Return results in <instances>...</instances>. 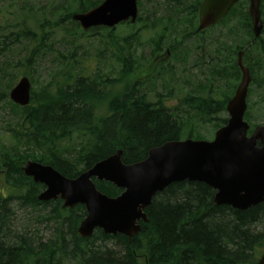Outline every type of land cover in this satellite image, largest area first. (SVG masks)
Listing matches in <instances>:
<instances>
[{
  "label": "trees",
  "instance_id": "1",
  "mask_svg": "<svg viewBox=\"0 0 264 264\" xmlns=\"http://www.w3.org/2000/svg\"><path fill=\"white\" fill-rule=\"evenodd\" d=\"M11 1L16 7L18 1ZM102 1L62 0L51 8L20 3L16 9L24 12L26 20L34 21L35 29L9 9L11 17L0 27V103L10 115L8 145L0 143V264H256L264 249V202L246 210L214 205V191L203 183L177 182L157 193L144 211L147 222H140V231L130 239L106 235L99 229L81 238L76 231L85 217L82 205L69 209L62 208L60 200L37 199L44 187L24 175L22 166L27 161L50 166L73 179L117 151L122 152V163L130 165L166 142L201 139L195 124L211 125L214 130L224 126L225 107L235 88L231 82L241 79L238 49H244L242 62L249 70L250 85L264 87V44L260 37H253L248 0H239L210 28L227 27L221 38L228 43L239 25L246 35L244 44L232 47L211 36L216 56L209 64L201 56L190 67L198 69L204 82L197 87L190 85L176 102L174 88H170L175 67L167 69V63L155 58L168 50L184 69L179 70L180 75H186L190 68L185 71L182 65L200 47L199 39L206 32L197 31L202 0H151L155 8L142 14L138 10L135 24L140 27L120 24L129 28L126 35H114L113 29L106 28L82 31L72 15ZM137 7L143 8L144 2L138 0ZM260 15L263 33L264 0ZM235 19L237 24L232 25ZM146 29L153 32L148 44L150 56L136 58L133 46L140 45L139 37ZM104 31L110 34L103 35L108 42L98 57L107 52L108 58H115L119 66L116 76L135 73L134 67L143 59L147 68L144 82L126 83L114 96L110 94L117 78L111 71L102 73L98 62L90 68L79 60L70 67L83 37L92 38ZM252 48L258 50L252 53ZM221 50L226 54L222 56ZM49 55L57 64L38 87L39 92L31 87L30 101L35 104L21 107L11 102L9 92L17 81L27 77L32 86L33 66ZM19 65L28 71L17 73ZM202 66L207 71L201 72ZM160 82L166 93L157 91ZM200 87L205 89L200 91ZM220 88L229 90L214 98L213 92ZM101 101L107 102V111L99 115L96 104ZM93 182L108 197L121 193L109 182ZM18 222L24 226L17 227ZM43 224L47 237L39 234Z\"/></svg>",
  "mask_w": 264,
  "mask_h": 264
},
{
  "label": "water",
  "instance_id": "2",
  "mask_svg": "<svg viewBox=\"0 0 264 264\" xmlns=\"http://www.w3.org/2000/svg\"><path fill=\"white\" fill-rule=\"evenodd\" d=\"M138 0H103L98 6L72 20L82 31L91 28L113 29L119 24H134ZM239 0H202L197 10V31L220 23ZM261 0H248L247 13L254 39L261 36L263 22ZM237 56L241 72L239 85L226 104L227 122L216 130L212 141L183 139L166 142L148 151L144 160L125 165L121 151L81 172L76 178L62 176L52 167L27 161L22 166L25 176L44 190L39 201L62 202V208L82 205L85 217L77 235L90 237L99 229L106 235L132 238L146 223L145 210L152 198L169 185L182 181L199 182L215 193L214 205H227L246 210L264 202V125L250 126L244 120L251 76ZM14 104L25 107L30 102V83L21 77L9 92ZM93 180L105 181L121 190L117 197H108L97 190ZM256 264H264V249Z\"/></svg>",
  "mask_w": 264,
  "mask_h": 264
},
{
  "label": "rangeland",
  "instance_id": "3",
  "mask_svg": "<svg viewBox=\"0 0 264 264\" xmlns=\"http://www.w3.org/2000/svg\"><path fill=\"white\" fill-rule=\"evenodd\" d=\"M17 1L18 2L16 3V7L20 3H23L27 7H29L28 5L30 4L35 8H38V7L51 8L52 6H54L55 4H58L62 0H17ZM142 1L144 2V7L141 9L137 8L138 10H140L141 14H142V12L145 11V9H146V11L147 10L149 11L150 8L156 7V6H154L153 2L150 4L149 1H151V0H142ZM16 7L14 6V4L11 0H0V9H1L0 10V27H3V25H5L4 21H7L8 18L11 17V16H9V13H7L8 9H9V12L12 11L11 13H13L14 16H18L19 19L20 18L22 20L25 19L24 12L20 13L18 11V9H16ZM247 9H248V7H247ZM145 15H146V13L143 16H145ZM12 22L13 23L15 22V17L12 18ZM25 22L29 27H31L32 29H35L34 24H33L34 21H32V19H30V18H28L27 20L25 19ZM231 24L232 25L237 24L236 19L233 20L231 22ZM125 25H127V24H125ZM131 25L134 26V29L136 27L138 28L141 26V24L136 25L135 23L131 24ZM237 27H238L237 34L232 36L231 41L230 42L228 41V43H227V41L225 42V39L221 38L222 34H225V31L227 29V27H225L226 29L224 28L223 24L216 26L212 30L206 31L203 35H201L202 39H199L200 43H201L199 45L200 47H198L197 50H194L193 53L190 54L189 58L187 59V62L185 63L186 65L185 64L182 65V66H184L185 71H187L194 64V62L201 56H202L201 60L204 61L206 64H209L211 62L210 59L213 56H216V54L213 52L214 50L212 48V43L210 40L211 36L213 39L217 38L219 41H223L224 43H226L232 47H234L235 45L244 44V42L246 40V35L244 34V32H242L239 25H237ZM108 30H112V29H108ZM112 31L114 32V35L121 36L122 34L126 35L129 32V28L126 26H123V25H118L115 28H113ZM145 31L146 32L141 33V35L139 37L140 45L139 46H133V51L135 52L136 58H138L137 56H139V55H143L145 58L146 57L149 58V56H150L152 48L148 44H149V40L153 37V32H151L147 29ZM106 32L107 31L100 32V34L98 36H93L92 38L84 36L81 43H80L81 44L80 48H78L76 50V54L73 58V64H71L70 67L75 65V62L79 61V60L85 62V63H83V65L88 64L90 68L94 66L95 62H98L100 68L102 69V73L106 72V70L111 71L114 73L113 76H115V78H117V82H116V85L114 87L115 89L110 94V95L114 96L119 91H121V89L123 88V85L126 83L132 84L135 82H144L146 80L145 78H146L147 74H146L145 70H147V68L145 69L146 65L144 64V59H143L141 65L134 67L135 73H133V74L130 73L128 75L116 76V74L119 71V66H118L115 58H108L109 54H107V52L103 53L102 56L98 57L99 51L101 50V52H103V50H105V48H103V47L105 46V43L108 42V40L103 36L106 34H110V33H106ZM59 38H60L59 34H57L56 40L58 39V42H60ZM97 39L102 40L100 44L96 43ZM260 39L262 40V43L264 44V32L261 34ZM197 42H199V41H196V43ZM59 45L61 46V42L59 43ZM220 46L221 45H219V47ZM221 48H223V47H221ZM18 50H19V48H18ZM110 50H112V49L110 48ZM255 50H258V49L252 48V53L255 52ZM237 51L243 52L244 49L241 48V49H238ZM160 53H159L160 56H163V58H166L164 60V62H166L169 65V67H167V69L173 68V70H174V67H175V73H174L175 75H173L174 77L171 80L170 88L171 87L174 88L172 94L174 96L173 100H174V102H176L178 99H180L187 92L190 85L197 87L200 85V83L203 81L204 78L202 77V79H201V76L198 73V69H194V68H192V69L190 68V70L188 72H186L185 76H181L179 70H184V69H183V67L179 66V63H177L175 61V58H174L175 56H173V57L172 56L171 57L166 56L164 50L161 51ZM220 54L223 56L226 54V52L224 50H221ZM242 56H243V53H242ZM242 56H241V58H242ZM2 59H3V57H0V64L3 62ZM159 61L162 62V60H159ZM160 62H158L157 64L160 65L161 64ZM198 62L200 63V61H198ZM56 64H57L56 61H54L51 58V56L49 55V56L43 57L41 60H39L37 62V65L33 66L34 72L32 73V76H33L34 82H33V85L30 86V93H31V87H34L35 91L39 92L38 87L42 86L44 84L45 80L48 79L49 75L52 73V70L55 68ZM242 64H243V62H242ZM159 65H158V67H160ZM139 67H140V69H139ZM15 70L17 73L18 72L23 73V72L28 71V68L25 66L22 67L21 65H19V67H17ZM140 70L143 71V73H140ZM205 71H207V68L205 66H202L201 72H205ZM169 79H167V80H169ZM185 81L188 82V85L186 83H184ZM228 85L230 87V84H228ZM232 85H235V88H234V92H235V89L239 85V82L236 84L235 83L233 84L231 82V86ZM201 88L205 89L204 87H200L199 88L200 91H201ZM227 88H228V86H227ZM228 90L222 89V88L215 90L213 92V97L218 98L222 93L225 94ZM157 91L166 93L164 90H162L161 82L158 85ZM34 104L35 103H31V101L29 102L30 106H32ZM173 104L174 103H171V105H173ZM246 105H247V108H246L245 113H247V115H246V117L244 115V120L250 126V131L253 130V128L255 126L264 125V87L263 88H256V86L250 85L248 88ZM96 110L98 112L97 114H99V115L106 113L107 102L101 101V102L97 103L96 104ZM9 116L10 115H8V111L6 110L5 104L0 103V143H2V144L5 143L6 146L8 145V142H9L8 133H7V123L9 120ZM195 125H196V127L194 128V130H197V134L199 136H201V139H199V140H204V141H212L213 140L214 133L216 132V130H214V128H212L211 125H200V124H198V125L195 124ZM19 223L20 222L17 223V227L20 228L21 226H24V224L20 225ZM39 234L43 235L44 237H47L49 235L48 231L45 230L44 224L40 226Z\"/></svg>",
  "mask_w": 264,
  "mask_h": 264
},
{
  "label": "flooded vegetation",
  "instance_id": "4",
  "mask_svg": "<svg viewBox=\"0 0 264 264\" xmlns=\"http://www.w3.org/2000/svg\"><path fill=\"white\" fill-rule=\"evenodd\" d=\"M210 28H212V26L209 27V28H207V29H205V30H206V31L211 30ZM205 30L198 31V32H204ZM239 53H240V52L237 53V56H238ZM241 53H243V52H241ZM165 55L168 56V57H170V53H169L168 50H165ZM165 59H166V58H163V56H160V55H159V56H157V57L155 58V61L162 60V62H164ZM165 63H166V62H165ZM214 193H215V192H214Z\"/></svg>",
  "mask_w": 264,
  "mask_h": 264
}]
</instances>
